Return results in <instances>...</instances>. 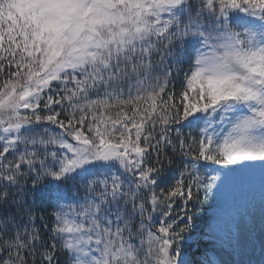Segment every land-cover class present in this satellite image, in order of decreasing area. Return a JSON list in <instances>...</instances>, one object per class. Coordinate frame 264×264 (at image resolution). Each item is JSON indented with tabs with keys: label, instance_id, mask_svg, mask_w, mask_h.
Listing matches in <instances>:
<instances>
[{
	"label": "snow or ice",
	"instance_id": "snow-or-ice-1",
	"mask_svg": "<svg viewBox=\"0 0 264 264\" xmlns=\"http://www.w3.org/2000/svg\"><path fill=\"white\" fill-rule=\"evenodd\" d=\"M236 173L264 193V0H0V264H216Z\"/></svg>",
	"mask_w": 264,
	"mask_h": 264
},
{
	"label": "rangeland",
	"instance_id": "rangeland-1",
	"mask_svg": "<svg viewBox=\"0 0 264 264\" xmlns=\"http://www.w3.org/2000/svg\"><path fill=\"white\" fill-rule=\"evenodd\" d=\"M188 129H184L185 135ZM209 175L213 168L206 166ZM175 173L178 175L176 169ZM219 183V182H217ZM264 195L259 174L243 176L236 173L222 189H212L207 198L212 224L194 238L200 241L199 260L205 256L216 264H264V232L261 230L260 202ZM176 211L179 207L176 206ZM204 235V236H203Z\"/></svg>",
	"mask_w": 264,
	"mask_h": 264
},
{
	"label": "trees",
	"instance_id": "trees-1",
	"mask_svg": "<svg viewBox=\"0 0 264 264\" xmlns=\"http://www.w3.org/2000/svg\"><path fill=\"white\" fill-rule=\"evenodd\" d=\"M186 67V66H185ZM182 78H183V73L180 74V76L176 79L175 81V92H176V103L179 105V93L181 92V82H182ZM181 158L180 157H176V163H174V165L172 166V170H175L178 168L179 166V160ZM170 175V173H169ZM162 187H164V185H162ZM191 206V204H190ZM42 209H46L48 213L51 212V207L48 204H39L36 211H37V216L39 217V215L41 214V210ZM45 220L49 223V226L51 225V217L50 215H45ZM206 208L204 206V203L202 201V198L199 197V200L195 203L194 206V223L192 226V232L202 229L204 227V222L206 221ZM37 224H41V221L39 219H37ZM56 258H57V262L58 264H67L63 258V256L61 255L60 252L56 253Z\"/></svg>",
	"mask_w": 264,
	"mask_h": 264
}]
</instances>
